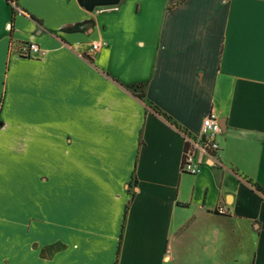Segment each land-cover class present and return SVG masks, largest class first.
I'll return each instance as SVG.
<instances>
[{
	"label": "crops",
	"instance_id": "crops-1",
	"mask_svg": "<svg viewBox=\"0 0 264 264\" xmlns=\"http://www.w3.org/2000/svg\"><path fill=\"white\" fill-rule=\"evenodd\" d=\"M10 1L0 264H264V0Z\"/></svg>",
	"mask_w": 264,
	"mask_h": 264
},
{
	"label": "built area",
	"instance_id": "built-area-1",
	"mask_svg": "<svg viewBox=\"0 0 264 264\" xmlns=\"http://www.w3.org/2000/svg\"><path fill=\"white\" fill-rule=\"evenodd\" d=\"M10 3L17 10L15 0L10 1ZM18 11L22 13L21 10L18 9ZM100 47V43L92 46L93 50H99ZM43 53L41 47L35 43H23L17 48V54L23 58L39 57ZM221 133L222 127L220 119L214 113H211L204 119L200 136L191 137L183 133L186 141L182 165L183 173L196 175L201 171V167L206 161H211L214 165L219 163L218 153L220 151V145L218 143V137ZM219 213L225 214L224 208H221Z\"/></svg>",
	"mask_w": 264,
	"mask_h": 264
},
{
	"label": "trees",
	"instance_id": "trees-1",
	"mask_svg": "<svg viewBox=\"0 0 264 264\" xmlns=\"http://www.w3.org/2000/svg\"><path fill=\"white\" fill-rule=\"evenodd\" d=\"M15 12H16V10H15V8H13V15L15 14ZM138 98L145 102V95L143 92L140 95H138Z\"/></svg>",
	"mask_w": 264,
	"mask_h": 264
},
{
	"label": "rangeland",
	"instance_id": "rangeland-1",
	"mask_svg": "<svg viewBox=\"0 0 264 264\" xmlns=\"http://www.w3.org/2000/svg\"><path fill=\"white\" fill-rule=\"evenodd\" d=\"M136 91H137L138 93L140 92L139 90H136ZM139 94H140V93H139ZM57 249H60V247L56 248V250H57Z\"/></svg>",
	"mask_w": 264,
	"mask_h": 264
}]
</instances>
